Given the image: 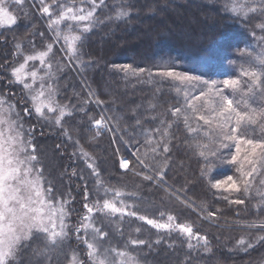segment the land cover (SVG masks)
Segmentation results:
<instances>
[{
	"label": "trees",
	"instance_id": "1",
	"mask_svg": "<svg viewBox=\"0 0 264 264\" xmlns=\"http://www.w3.org/2000/svg\"><path fill=\"white\" fill-rule=\"evenodd\" d=\"M224 2L225 0H105V5L97 10L98 22L77 42L78 59H73L72 62L75 63L78 77L87 91L93 93L107 117L112 118L111 129L114 128L112 134L115 142L104 128L97 135V129L90 122L91 126L86 123L87 112L81 109L87 105L91 116L96 119V104H86V96L80 85L74 83L73 86L72 81L75 80L70 76L69 80L66 79L60 75V71L54 81L57 88L56 99L60 104L68 105L72 115L64 118L62 126L40 119L34 112L26 116L35 146L38 148L40 145L47 152L48 168L49 162L54 166V172H50L53 187V180L56 179L60 187L57 192L64 195L70 193L74 209L82 206L85 188L92 193V199L97 198L94 186L96 179L92 177V169L85 167L87 162L86 157L81 156L82 149L91 157V162L99 172V179L105 186L135 195L141 192L143 196L135 200L142 204L150 202V206H147L151 207L152 212L162 210L173 214L178 220L193 223L206 236L208 248L212 251L208 255L209 253H202V249L188 250L184 243L177 245L179 236L162 231L157 236L161 240L169 239L167 242L174 240L176 246L167 242L153 243L149 249L139 246V252H147L145 261L149 256L153 260L155 257L160 258L168 264H230L231 261H243L246 257H232L226 253L232 247L231 237L239 235L241 231L231 227L232 221L253 222L258 220L257 215H264L262 208L254 207L257 205L255 191L259 189L254 180L253 189L248 196L211 188L210 178L215 180L224 179L228 175L238 176L236 166L214 161L210 177L203 175L205 161L197 155L194 145L197 140L204 142V137L190 136L182 119L174 123L165 141L169 144L168 153H163L161 145L157 148L160 153L157 155L149 150L155 147V143H146L145 129L151 131L162 127L161 119L173 121L175 118L169 109L183 104L182 92L178 95L176 91L179 82L155 75L160 68L173 67L176 71H187L204 79H224L236 76L241 64L246 65L247 58L242 60L239 50L256 43L252 31L264 17L250 14L247 20L243 17L234 18L231 13L223 11ZM121 3L129 6V16L123 20L108 19L114 16ZM23 6L29 12L26 19L21 9H16L13 5L17 23L0 28V91L18 108L24 109L27 105L29 111H32L23 86L9 84L10 69L23 62L25 54L44 50L45 44L51 43V38L30 5L25 1ZM41 33L44 35L41 36ZM256 33L260 35L259 30ZM60 42L64 48L67 47L62 38ZM18 43L22 54L14 55ZM53 53L54 69L62 66L64 71L66 67L56 47H53ZM29 64L37 66L38 61H30ZM125 64L147 71L132 75L114 67ZM38 69L43 74V69ZM149 72L154 75L150 77ZM38 85L39 82L34 87L37 88ZM198 91L199 89L193 91V94H198ZM76 93L78 98L73 96ZM44 112L54 121V114ZM137 120L140 121L139 125L136 124ZM166 126L167 123L163 127ZM64 129H67L69 135L64 134ZM161 134L162 131L160 134L153 132V140L158 141ZM253 138L261 139L264 136L260 135L257 128ZM231 151H234V147ZM118 153L129 161L130 171L120 169ZM224 155L230 158V151L225 150ZM137 156L144 160L147 168ZM161 169L164 171V179L160 185H156L154 181H145L135 173L155 176ZM257 174L261 176V172ZM225 197L244 199L245 204H229ZM209 211L216 213L211 218L222 226L214 225L201 217H206ZM130 221L141 224L134 217ZM142 225L144 230L140 234L128 233L127 236L152 242L156 230L149 228L146 223ZM133 226L130 224L129 228ZM72 246L76 247L74 244ZM137 247L131 250L136 252ZM79 250L81 259L87 262L86 251L80 245ZM153 251H158V255Z\"/></svg>",
	"mask_w": 264,
	"mask_h": 264
},
{
	"label": "snow or ice",
	"instance_id": "2",
	"mask_svg": "<svg viewBox=\"0 0 264 264\" xmlns=\"http://www.w3.org/2000/svg\"><path fill=\"white\" fill-rule=\"evenodd\" d=\"M24 3L25 0H0V27L16 24L17 16L14 14L13 5L22 8ZM35 3L39 4V13L48 18L47 27L54 33L53 42L48 43L44 50L25 54L23 62L10 69L9 84L23 86L32 107V111H29L27 105L24 107L25 115H32L34 112L38 118L62 126L64 118L71 116L72 111L68 105H62L56 99L57 88L54 81L57 79V72H62L63 67L54 69L53 44L62 38L67 45L65 58L78 59L77 42L98 22L97 10L105 5V0H35ZM223 11L231 13L234 18L243 17L244 20L250 14L264 17V0H225ZM128 16L129 6L121 3L114 16L108 19L123 20ZM256 30H259L260 35H257ZM252 36L256 43L239 50L241 59L247 58V62L246 65L241 64L237 76L204 79L187 71H176L173 67L160 68L155 75L179 82L176 91L178 95L183 92V104L169 109L175 118L173 121L166 122L161 119L162 127L151 131L145 129L146 143H155V147L149 150L159 155L157 148L162 145L163 153H168L169 144L165 141L174 123L182 119L190 136L204 137V142L197 140L194 145L197 155L205 161L203 175L210 177L215 166L214 161L236 166L238 176L228 175L224 179L215 180L210 178L211 188L229 194L243 193L245 196L252 191L253 180L264 165V138H253L257 128L260 135L264 136V20L256 24ZM20 48V44H16L17 52L14 55L22 54ZM61 50L64 51L63 48ZM30 61H39L43 74L35 67L29 71ZM114 67L132 75L147 71L129 64ZM153 75L149 72L150 77ZM29 78L31 82H28ZM37 82L39 87L35 88ZM197 89L198 94H193ZM43 109H47L48 114H54V121ZM111 120V117L101 115L93 121L97 135L102 128L112 130L108 127ZM166 123L167 126L163 127ZM136 124L139 125L140 121L137 120ZM193 124L196 126L193 127ZM161 131L160 139L154 141L152 133L160 134ZM64 134L69 135L67 129H64ZM233 147L234 151H231ZM225 150L230 151V158L224 155ZM81 153L91 159L82 149ZM137 159L148 167L139 156ZM87 166L92 169V175L97 177V198L93 200L92 193L85 188L84 211L79 214L77 209L71 208L70 193L66 196L58 193L51 180L45 177L32 133L25 131L24 120L17 111V106L10 103L4 95H0V264H21L25 254L27 264H141L131 249L147 242L130 237L122 245L114 244L112 234L104 227V223L110 222L114 217H119L121 221L125 217H134L150 225L157 233L178 232L182 237H187L189 249L195 247L191 243L193 239L204 241L205 247L207 246V239L195 233L191 224L178 223L171 214L167 215L166 220L163 219V212L160 213V219L139 214L134 210L136 205L124 199L125 193L122 190L105 186L93 163H88ZM120 168H129V161L121 159ZM143 179L163 181L164 171H157L155 176L143 175ZM260 184L264 185V180ZM256 195L260 197V201L254 207H264V191L257 189ZM225 199L229 204H245V200L241 198ZM71 213L78 214L75 225L69 222ZM215 215L214 212H208L209 217ZM245 226L264 231V221ZM140 231L139 227L135 229L137 234ZM113 232L123 237L118 228H114ZM72 233L75 234L76 247L70 243ZM258 239L264 241V236ZM160 242L155 241L157 244ZM245 243L244 239L238 241L239 246ZM80 244L86 249L87 262L81 259ZM252 246L250 243L247 245L248 248ZM148 247L151 248L152 245L148 244Z\"/></svg>",
	"mask_w": 264,
	"mask_h": 264
},
{
	"label": "rangeland",
	"instance_id": "3",
	"mask_svg": "<svg viewBox=\"0 0 264 264\" xmlns=\"http://www.w3.org/2000/svg\"><path fill=\"white\" fill-rule=\"evenodd\" d=\"M25 1L30 5V7L34 10L35 15L42 22V24H43V26H44V28L46 30V33L51 38V43H52L53 42L54 33L50 32L48 27H47L48 18L43 16V15H41L39 13V5H38V3H35V0H25ZM14 8L18 9L15 5H14ZM20 9H21V11H22V13H23V15L25 16V19H26L28 17V13H29V12H27L28 10L25 8V6H22V8H20ZM25 13H27V15H25ZM4 27H8V25H5ZM0 28H2V27H0ZM47 44H45V46ZM53 47H56V50L58 51V54L60 55V58L64 61V64H65V67H66V69L64 71L60 72V75L62 74V76H65V78L68 79V80H69L68 76H70L72 79H74L76 82L72 81V85L74 86V83H78L80 85V87H81V89L83 91L82 93H84L85 96H86L84 98L86 99L87 103H91V104L95 103L96 104V106L93 104L94 105V110H95L96 114L98 115V117H96V119H99L101 115H104L105 117H107L105 111H103V109L100 106V104L97 103L96 98H94L93 93L90 94L87 91V88L85 87L84 83L78 77L79 74L77 73L78 70H77V68L75 66V63H73L72 60H68V59L65 58L67 47L65 46L66 49L64 48V46L60 42V39L55 41V43L53 44ZM62 48L64 49V51L61 50ZM44 49H45V47H44ZM155 51H156V49H155ZM33 67L38 69L40 67L39 61H38L37 66L36 65L33 66V65L29 64V69L28 70L31 71ZM238 74H239V71L237 72V75ZM28 82H31L30 78H29ZM69 86L71 87V84H69ZM178 86H179V84H178ZM71 88H73V87H71ZM73 91H75V89ZM194 91H196V90H194ZM2 94H1V91H0V95H2ZM182 94H183V92H182ZM73 96L75 98H78L77 93H76V95L73 94ZM237 98H239V97H237ZM6 99H8V98L6 97ZM8 101L10 103H13L9 99H8ZM13 104H15V103H13ZM17 111H19L21 113V117L24 120V129H25V131L26 132H31L30 127L28 126V123L26 121V116L27 115H25L23 113V108H18L17 107ZM43 111H47V109H43ZM84 111L87 112V114H85V116L87 117V122L86 123L89 124V122H90V124H92V126H93V121L95 120V118H93V116H91V112H89V109H88L87 105L83 109V112ZM90 117H91V119H90ZM111 125H112V122L110 121L108 127L111 128ZM104 129L108 132V134L110 135V138L113 139L112 141L115 142V140L113 138V134H112L114 128H112L111 131H109L108 128H104ZM161 148L163 150V147H161ZM36 150H37V155L39 157L40 165L42 166L43 171H44V175H45V177H47L48 180H51L52 178H50V177L52 176V173L50 174V172H54V166L52 164H50V162H49L50 167L48 168L47 161H48L49 158H48L47 152L44 151V149L40 145H38V148L36 147ZM118 155H119L118 156V161H119V166H120L121 159H126V158L124 156H122L121 154H119V153H118ZM81 156H83L82 153H81ZM86 162H87V164L85 165L86 169H90V168H88L87 165H88V163H92L91 160H88L86 158ZM261 169H262L260 171L261 172V176L259 174H256L254 182L259 187V190L264 191V185L260 184V181L264 180V178H262V177H264V165L261 166ZM121 170L130 171L131 169L129 167L127 169H121ZM135 173L137 174V173H140V172H135ZM143 175H147V174H143V173L139 174V176H141V177H143ZM92 177L94 179H97V177H94L93 175H92ZM53 181H54L55 190L59 191L60 187L57 184V180L54 179ZM153 181L152 182L155 183L156 185H160L161 183H163L162 181H159V180H153ZM94 186L96 187V182H95ZM120 190H122V189H120ZM122 191L125 193L124 199L128 203L135 204L136 208L134 210H137L138 213L141 214V215H147L148 218H151V219H160V213L163 212L164 213L163 219L166 220L167 219V215L171 214V213H168V212H165V211H162V210H161V212H158V213H156L157 211H153L152 212L151 207H149L150 206L149 205L150 202L149 203L144 202L142 204V202L135 200V199H140V197L143 196V194L141 192H140V194H136V195L134 193L132 195H128V194H131V193H128L125 190H122ZM219 191L222 192V190H219ZM60 194L64 195L63 193H60ZM168 194L171 195V193H168ZM255 195H256V191H255ZM69 198L72 200L71 208H74L73 207V199L71 197H69ZM93 200H95V198H93ZM255 200H256V202L258 204L259 201H260V197L257 196V199H255ZM147 205H149V206H147ZM77 210H78L79 214L83 213V211H84L83 210V203H82V206L80 208H78ZM262 210L264 211V207H262ZM171 215H173V214H171ZM201 217L204 218L205 220L211 222L214 225H218L217 222L213 221V219L211 217H209L208 215H206V217H204V216H201ZM132 218L133 217H125V218H123V221H121V219L119 217H114V218H111L110 222L106 221L104 223L105 230L112 234L111 238H112V242L114 244H121L122 245L125 240L130 238V237L127 236L128 233L132 234V235L133 234H137L135 232V229L137 227H139L141 229V231L144 230L143 229V225H142L144 222L137 220L141 224L131 223L130 219H132ZM257 218H258V220H254L253 222H250V221H238V220H233L232 221L233 224L231 225V227L237 228V229H239L241 231L238 233L239 235H236V236L233 235L231 237L232 238V244H231L232 247L230 249L226 250V253L228 254V256H232V257L243 256V257H246V258L243 261H240V262L231 261L230 264H240V263H243V264H264V241H261V240L258 239V237L264 236V231L256 229V228H248V227L245 226L247 224H251V223H254V222L255 223H260L261 221H264V215H257ZM176 221L178 223H189V224H191L193 226V230H194L195 233H199V235L204 236L206 238V236L203 233L199 232V230L195 228V225L193 223H191L189 221L178 220L177 218H176ZM69 222L71 224H73V225L77 224V222H78V214L77 213H71L70 217H69ZM130 224H132L134 226L129 228ZM147 226L149 228H151L150 225H147ZM218 226H222V225H218ZM114 228H118L123 233V237L122 238H121V236H119L115 232H113ZM151 229H153V228H151ZM153 230H155V229H153ZM138 234H140V233H138ZM157 234L158 233L155 234L156 236H153V241L152 242L151 241H146L144 239L147 243L145 245H140V246H144L146 249H149L148 244L152 245L157 240H160L161 241L160 243H164V242L166 243L169 240V239L166 240V241L165 240H161V237L160 236L158 237ZM174 234L179 236V238H180L179 241H178L179 243L177 244L174 240H172V241L167 242L169 245H175L176 246V244L180 245V244L184 243L188 250L202 249V251H201L202 253H207V254L209 253L208 255H210V251L211 250H210V248H208L209 247L208 243H207V246H206L207 247V250H206L204 241H199L198 242L197 240L193 239L191 241V243L195 247L193 249H189L188 248L187 237H182L178 232H176ZM71 235H72V239H71L70 243L72 244V242H73L74 246H77V242L75 240V234L72 233ZM240 239H244L246 241L245 245H243V246H239L238 245V241ZM207 242H208V239H207ZM249 243L253 245L251 248L247 247V245ZM155 244H157V243H155ZM80 246L86 251V249L84 248L83 244H80ZM138 248H139V246L137 247V251L136 252L133 251V254L138 256V258L141 261V264H168V263H164L162 261V259H160V258L157 259L155 257L154 260H153L152 258H150V256H149L148 260L145 261L144 257L145 258L147 257V254H146L147 252H145V253L139 252ZM153 252H156V254L158 255V251H153ZM25 262H26V254H25L24 257H22L21 264H25ZM169 264H173V263H169ZM222 264H225V263H222Z\"/></svg>",
	"mask_w": 264,
	"mask_h": 264
}]
</instances>
